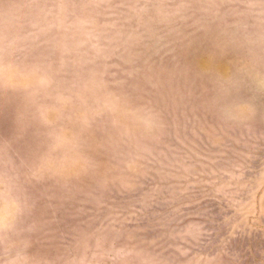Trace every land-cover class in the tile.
Returning a JSON list of instances; mask_svg holds the SVG:
<instances>
[{
    "label": "rangeland",
    "instance_id": "1",
    "mask_svg": "<svg viewBox=\"0 0 264 264\" xmlns=\"http://www.w3.org/2000/svg\"><path fill=\"white\" fill-rule=\"evenodd\" d=\"M0 264H264V0H0Z\"/></svg>",
    "mask_w": 264,
    "mask_h": 264
}]
</instances>
